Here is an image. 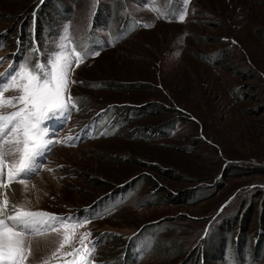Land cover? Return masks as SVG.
<instances>
[{"label": "rangeland", "instance_id": "374dc122", "mask_svg": "<svg viewBox=\"0 0 264 264\" xmlns=\"http://www.w3.org/2000/svg\"><path fill=\"white\" fill-rule=\"evenodd\" d=\"M65 27L100 54L15 202L90 220L93 264H264V0H0V73Z\"/></svg>", "mask_w": 264, "mask_h": 264}, {"label": "snow or ice", "instance_id": "6c2138e0", "mask_svg": "<svg viewBox=\"0 0 264 264\" xmlns=\"http://www.w3.org/2000/svg\"><path fill=\"white\" fill-rule=\"evenodd\" d=\"M152 2L155 5L157 0ZM157 18L168 16L158 11ZM178 20L183 22L185 14L181 13ZM99 54L78 49L69 36V27H65L64 35L46 59L34 64L26 59L0 73V264H51L53 259L62 264H93L96 244L92 233L78 231L90 220L32 211L14 202L10 194L14 183L23 185L27 192L28 181L42 170L41 157L53 143L48 138L47 124L70 117L76 106L71 94L72 85L78 83L73 79L75 70L87 58ZM48 233L61 238L50 256L36 260L31 238Z\"/></svg>", "mask_w": 264, "mask_h": 264}, {"label": "bare ground", "instance_id": "6f19581e", "mask_svg": "<svg viewBox=\"0 0 264 264\" xmlns=\"http://www.w3.org/2000/svg\"><path fill=\"white\" fill-rule=\"evenodd\" d=\"M12 188H13L14 192L11 193L10 195H11V198L13 199V201L15 202L16 198H18V196L21 192V189L17 183H14L12 185Z\"/></svg>", "mask_w": 264, "mask_h": 264}, {"label": "trees", "instance_id": "16d2710c", "mask_svg": "<svg viewBox=\"0 0 264 264\" xmlns=\"http://www.w3.org/2000/svg\"><path fill=\"white\" fill-rule=\"evenodd\" d=\"M35 15L37 16V13H35ZM35 15H34V16H35ZM30 16H31V15H30ZM32 18H33V17H32ZM34 18H35V17H34ZM36 22H37V21H36V18H35V24H36ZM20 35H21V33H20ZM26 48H27V47L24 45V46H23V49L25 50ZM25 52H26V51H25ZM257 242H258V241H257ZM256 245H258V243H257ZM256 249H257V247H256ZM255 251L257 252L258 250H255ZM255 254H256V253H254V255H255ZM254 258H255V257L253 256L252 259H254ZM245 259H246V258H245ZM252 259H251V260H252ZM241 260H242V259H240V258H239V260H237V259H236V260H232V261L230 262V264H240V261H241ZM246 261H248V260H246ZM219 262H221V261L219 260ZM221 264H224V262H221Z\"/></svg>", "mask_w": 264, "mask_h": 264}, {"label": "flooded vegetation", "instance_id": "af4514ba", "mask_svg": "<svg viewBox=\"0 0 264 264\" xmlns=\"http://www.w3.org/2000/svg\"><path fill=\"white\" fill-rule=\"evenodd\" d=\"M97 11H98V8L95 10V12L93 11L92 15L95 14V13H97Z\"/></svg>", "mask_w": 264, "mask_h": 264}]
</instances>
